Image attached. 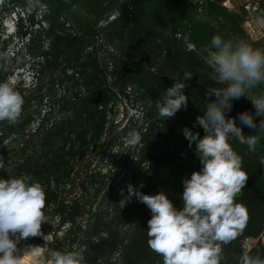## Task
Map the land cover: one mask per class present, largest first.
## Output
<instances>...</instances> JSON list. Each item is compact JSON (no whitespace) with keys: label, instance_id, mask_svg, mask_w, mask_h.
<instances>
[{"label":"trees","instance_id":"16d2710c","mask_svg":"<svg viewBox=\"0 0 264 264\" xmlns=\"http://www.w3.org/2000/svg\"><path fill=\"white\" fill-rule=\"evenodd\" d=\"M226 1L0 0V82L9 83L17 70L31 76L28 85L21 75L11 84L25 103L17 124L0 122V178L29 173L46 192L43 235L21 240L18 247L40 246L46 254L50 248L70 251L80 244L86 247L87 264H162L147 245L150 210L135 197L121 209L120 190L126 196L132 184L148 195L162 191L182 208V182L202 167L196 144L189 147L183 129L203 138L196 119L204 115L206 94L223 87L210 79L205 63L212 37L264 48V39L251 38L244 29L245 7L255 6L253 18L264 19V0H243L232 9L223 6ZM11 16L15 31L6 38L3 24ZM104 46L115 54L101 56ZM19 57L21 63L13 65ZM184 71L193 75L184 81L186 108L159 118L157 102L183 80ZM261 93L264 84L252 90ZM125 101L136 106L140 123L128 119L121 138L136 129L142 141L131 153L127 149L123 178L112 181L107 170L96 169L94 159L124 145L113 116ZM244 111L255 112L247 97L234 100L227 117L235 118L245 135L255 134L239 122ZM231 144L249 176L237 197L249 219L242 234L224 246L226 264H238L244 240L264 234V168L259 163L264 138L255 153L236 140ZM248 253L264 258V245Z\"/></svg>","mask_w":264,"mask_h":264},{"label":"clouds","instance_id":"9594fccd","mask_svg":"<svg viewBox=\"0 0 264 264\" xmlns=\"http://www.w3.org/2000/svg\"><path fill=\"white\" fill-rule=\"evenodd\" d=\"M259 23L264 24V19ZM211 48L205 63L211 70L210 79L223 87L206 94V110L196 119L204 130L203 138L191 129H183L189 147L195 142L202 167L182 182V208L177 209L162 191L148 195L132 184L127 186L126 196L120 190L121 209L135 197L150 210L147 245L162 257V264H226L224 246L242 234L249 219L247 208L237 202L249 176L243 168V157L231 141L236 140L255 153L264 138V93L252 94L254 88L264 84V48H255L244 40H225L219 35L212 37ZM192 76L184 71L183 80L175 81L165 91L163 100L157 102L159 118H172L182 107L186 108L184 81ZM213 95L215 99H211ZM241 97L251 101L255 112L239 113V122L255 134L245 135L236 119L227 117L233 101ZM24 103L18 90L7 81L0 82V122L17 124ZM141 141L136 129L124 138L129 147H136ZM259 163L264 168V155L259 157ZM0 169H4L3 158ZM139 187L143 188V183ZM45 207V189L31 174L0 178V264H25L26 256L31 257L32 264H87L83 255L86 247L80 244L73 245L70 251L50 248L44 255L42 247H18L21 240L43 235ZM238 264H264V258L244 252Z\"/></svg>","mask_w":264,"mask_h":264},{"label":"rangeland","instance_id":"374dc122","mask_svg":"<svg viewBox=\"0 0 264 264\" xmlns=\"http://www.w3.org/2000/svg\"><path fill=\"white\" fill-rule=\"evenodd\" d=\"M229 1L230 5L232 8H239L242 3L243 0H227ZM14 24H15V17L11 16L9 19H7L4 24L3 27L6 29L5 34H6V38L13 36L14 35ZM11 51H13V49L11 48ZM100 55L105 57V55H108L104 48H102V51L100 52ZM109 56V55H108ZM21 63V58L19 57L17 61H15V63L13 65L17 66ZM12 65V64H9ZM8 65V66H9ZM19 75L22 76V79L24 80V83H26L27 85L30 83L31 81V76L29 73H27V70H17L14 73L13 78L10 80V84H15L18 79H19ZM132 102H123L121 107H119V109L114 111V127H116L115 130V134L117 136H119L121 138V132L123 131L122 128L125 125L126 121L128 119H133V121L137 122L136 120H138V122L140 121V116L138 113V110L136 108V106L131 104ZM140 123V122H139ZM120 141L122 143H124V145L122 146H117L116 148H114L112 150L111 153H107V154H102L100 153L98 156L95 157L94 159V165H96V169H101L102 173H104V171H108L111 175V180L114 181L116 179H121L123 178V174L125 173L124 171L121 170V162L123 160L124 157H126V155H128L127 153V149L130 148V153L132 152V147H129L125 144L124 139H120ZM122 152V155L120 156V153ZM147 168L143 171V173L147 172ZM26 247H31V246H21L19 247L20 249H24ZM37 247V246H36ZM40 247V246H39ZM45 250L44 248L41 249V255H44ZM25 260V264H32V259L30 256H26L24 258Z\"/></svg>","mask_w":264,"mask_h":264},{"label":"built area","instance_id":"2783aa9c","mask_svg":"<svg viewBox=\"0 0 264 264\" xmlns=\"http://www.w3.org/2000/svg\"><path fill=\"white\" fill-rule=\"evenodd\" d=\"M223 6L226 9H232L229 1H226V3H224ZM245 10L249 12V16L246 19L245 24H244V29L246 30L247 34L251 38L264 39V24L259 23V20L253 18V16H252V13H254L256 11V7L255 6L254 7L246 6ZM103 48L107 54H110V55L115 54V51L112 47L104 46ZM126 92H127V94H129L131 92V90L127 89ZM257 244L264 245V234H261L259 237L255 238V239L244 240V242L242 243V251L243 252H249L251 250V248Z\"/></svg>","mask_w":264,"mask_h":264},{"label":"bare ground","instance_id":"6f19581e","mask_svg":"<svg viewBox=\"0 0 264 264\" xmlns=\"http://www.w3.org/2000/svg\"><path fill=\"white\" fill-rule=\"evenodd\" d=\"M26 263V262H25Z\"/></svg>","mask_w":264,"mask_h":264}]
</instances>
